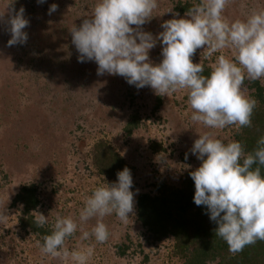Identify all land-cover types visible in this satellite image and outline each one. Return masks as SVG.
Instances as JSON below:
<instances>
[{
	"label": "rangeland",
	"instance_id": "obj_1",
	"mask_svg": "<svg viewBox=\"0 0 264 264\" xmlns=\"http://www.w3.org/2000/svg\"><path fill=\"white\" fill-rule=\"evenodd\" d=\"M98 0H0V264H75L71 258L52 257L41 252L43 238L21 226L27 220L21 204H14L24 187H35L39 205L32 212L49 216L44 226L52 229L57 215L79 212L93 190L115 182L100 174L95 166V146L107 142L131 169L135 196L134 215L127 223L115 213L106 216L109 238L98 243L91 232L93 218L80 225L65 242L66 249L93 248L88 264H184L175 255L172 238L155 241L138 219L141 194L156 193V186H183L187 175L201 166L191 148L199 135L212 133L225 143L235 141L236 126L207 128L191 120L193 110L187 90L158 96L150 87L137 89L124 77L97 75L95 62H78L71 29L88 18ZM200 0H158L150 23L143 31L158 35L162 23L173 19L183 7ZM57 10L49 14L51 5ZM23 8L29 25L28 40L9 45L8 21ZM264 10V0H230L223 15L229 21L246 20L254 11ZM135 27V26H132ZM206 47V46H205ZM158 41L150 53L156 64L163 59ZM197 49L193 63L212 70L216 58L224 54L235 60L231 49L211 57ZM254 81L246 79L243 91L253 99ZM260 82V81H259ZM261 83V82H260ZM262 85V83H261ZM264 87V85H262ZM139 127L131 133V119ZM79 222V221H78ZM125 252L124 255H120Z\"/></svg>",
	"mask_w": 264,
	"mask_h": 264
},
{
	"label": "clouds",
	"instance_id": "obj_2",
	"mask_svg": "<svg viewBox=\"0 0 264 264\" xmlns=\"http://www.w3.org/2000/svg\"><path fill=\"white\" fill-rule=\"evenodd\" d=\"M229 2L200 0L183 18H176L180 14L175 13L173 19L162 23L163 31L154 36L143 31V26L152 20L158 0H98L91 15L70 30L72 44L79 53L78 62L97 64V75H119L129 85L137 89L150 87L161 97L187 90L193 110L191 120L197 124L212 129L251 127L257 101L245 94L243 86L246 79L264 85V10L254 11L246 20L229 22L223 15ZM56 10L57 5H51L49 14ZM24 13L21 8L8 21L9 45L28 40L24 29L29 21ZM158 41L163 59L156 64L149 53ZM201 48L206 57L231 49L235 60L221 54L210 74L204 75L202 61L192 60ZM191 153L201 161V166L190 173L195 184L193 202L206 208L205 214L217 225L215 236L225 241L233 254L258 240L264 241V136L252 152H246L239 141L225 143L212 133H204L194 141ZM116 175L115 182L93 190L78 220L71 215H57L50 234L43 237L42 253L88 264L92 247L70 252L65 247L80 225L95 218L90 233L81 229V239L91 236L104 243L109 238L103 222L106 216L115 213L123 223L131 219L139 190L132 191L129 168ZM6 212H0V223L7 220ZM48 220L49 216L39 213L35 224L43 228Z\"/></svg>",
	"mask_w": 264,
	"mask_h": 264
},
{
	"label": "trees",
	"instance_id": "obj_3",
	"mask_svg": "<svg viewBox=\"0 0 264 264\" xmlns=\"http://www.w3.org/2000/svg\"><path fill=\"white\" fill-rule=\"evenodd\" d=\"M188 9L183 7L179 11L183 14ZM210 72V68L204 67V75ZM250 87L255 90L252 96L257 101L251 117L252 125L239 128L235 134V141L241 142L246 152H252L257 147L258 139L264 136V87L259 81L252 82ZM138 127L139 120L135 117L128 122L125 130L131 133ZM94 152L95 166L101 175L111 180H117V172L125 167L130 169L123 157L107 142H99ZM194 194L195 184L190 173L180 188L159 184L155 195L141 194L138 197V219L155 241L172 238L175 241V255L184 264H264V241L258 240L238 253H231L227 243L215 236L217 225L205 214L206 208L198 207L193 202ZM14 204H21L28 217L21 225L23 229L31 230L42 238L50 234L52 229L38 228L31 215L39 205L35 187H24Z\"/></svg>",
	"mask_w": 264,
	"mask_h": 264
}]
</instances>
